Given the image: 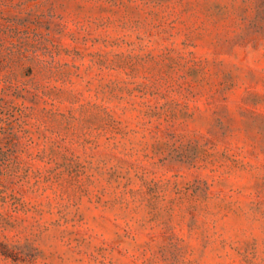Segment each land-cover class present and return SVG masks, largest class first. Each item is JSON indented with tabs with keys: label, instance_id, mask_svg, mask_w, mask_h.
<instances>
[{
	"label": "rangeland",
	"instance_id": "obj_1",
	"mask_svg": "<svg viewBox=\"0 0 264 264\" xmlns=\"http://www.w3.org/2000/svg\"><path fill=\"white\" fill-rule=\"evenodd\" d=\"M0 264H264V0H0Z\"/></svg>",
	"mask_w": 264,
	"mask_h": 264
}]
</instances>
